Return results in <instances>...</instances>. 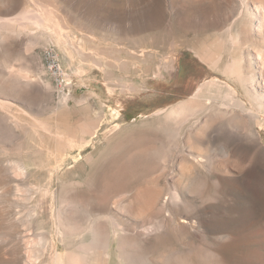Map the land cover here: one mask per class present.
<instances>
[{"label": "rangeland", "instance_id": "1", "mask_svg": "<svg viewBox=\"0 0 264 264\" xmlns=\"http://www.w3.org/2000/svg\"><path fill=\"white\" fill-rule=\"evenodd\" d=\"M26 9L54 23L63 48L20 19ZM254 9L253 0H0V264H36L39 235L55 234L50 218L39 229L35 186L45 183L18 168L37 148L66 159L44 207L75 199L61 209L79 207L74 215L105 239L117 229L132 264H264V122L237 106L251 101L226 70L241 56L259 73ZM231 88L228 104L212 95Z\"/></svg>", "mask_w": 264, "mask_h": 264}, {"label": "bare ground", "instance_id": "2", "mask_svg": "<svg viewBox=\"0 0 264 264\" xmlns=\"http://www.w3.org/2000/svg\"><path fill=\"white\" fill-rule=\"evenodd\" d=\"M253 2H254V8H255L254 9V13L255 14L257 13L260 16V18H258V19L260 20L259 21L260 22V26L263 29L264 28V0H253ZM247 9L250 10L251 8L248 7ZM10 12H11V10H10ZM11 14H12V12H11ZM19 17H20V19H22V21H27V22L31 23V25H34L35 28L38 30V32L40 34L47 33L51 37H55V39L57 38L58 44L61 46V48H63L62 42L60 41V39L58 37H66V36H63V34L61 32H59L58 29H56L53 26L54 23L51 22L53 25L47 23L45 21V16H43V15H41L39 13H35L32 10L26 9V10H24L21 13V15H19ZM19 21H21V20H19ZM47 37H49V36H47ZM230 39L235 45H237L238 37H230ZM71 56H73V55H71ZM256 56H257L256 58L258 59L259 65H261L259 67V73L250 72L248 74L246 72V70H245V66L243 64V59H242L241 56L238 57V58H235L233 63L230 64L226 68V70H227L228 75L233 76L235 79H237L240 82L241 86L247 92V94L249 96V99L251 101V105H249L248 103L240 101V100L237 99V101H236L237 102V106H239L246 113V115L248 117H250L253 121L260 120V121L264 122V51H262L261 49L258 50L256 52ZM84 57H86V56H84ZM99 60L100 59H98V61H96V62H99L97 64H100L101 61H99ZM71 61H72V59H71ZM256 71H258V69ZM257 74L260 76L259 78H257L258 77ZM256 81H257V83H256ZM254 83L258 84L260 89L254 88V86H255ZM212 85H217V83H213ZM60 95H61L62 99H65V98L69 97V95L64 94V93H61ZM212 95H218V97L222 96L224 104H228L226 102H231V101L234 100L235 91L232 88L227 90V91H225V92L218 91L216 93L215 91H213ZM205 99H207V98H205ZM213 100H215V99H213ZM216 100H218V98ZM221 104H222V102H221ZM168 108H166V109H168ZM168 111H169V114H174V113L179 112L180 108L178 109L176 106L175 107H171L170 106V108H169V110H167V112ZM214 115H216V114H214ZM223 117H225V116H223ZM244 117H245V115H244ZM6 119H8V118L6 117ZM180 119H182V118H180ZM246 120H247V118H246ZM6 124L7 123H5V125ZM7 127H8V125H7ZM8 129H11V128H8ZM61 135L64 138H66L64 136V134H61ZM57 137H59V136L57 135ZM32 138L33 139H35V138L37 139V138H39V135H34ZM61 140L63 141V139H61ZM85 140H86V138H85ZM67 142L69 143L68 146L72 147V146L75 145L73 140L67 141ZM36 144H37V142H32L33 146H36ZM60 145H62V144H60ZM65 147L66 146H65V143H64L63 146H62V148L64 150H62V152L65 151ZM10 152H11V155H12L13 152L12 151H10ZM64 154H60V153H57V152L55 153L53 150L37 148L35 153H34V155L32 157H30L27 161H25V164H23V162H22V164L18 165V168L22 171L23 175H24L25 172H26V174H27V172H31V174H33L34 177L38 179V181L40 180V182H44L45 183V185H41V184H39V182H36V186H35V187H37L38 192L40 194V196L38 197L40 206L43 208V210L45 212V216H43V218L41 219V224L39 226V229H41V230L45 229L43 224H46L48 222L49 218L53 222V224L56 223L55 234H53L52 236L49 237V236H47L45 231H42L41 234L39 235L40 236L39 237V242H37V243L40 246V248L42 249V252L41 253L39 252V253L36 254V260H37L36 264H112L113 263V254L116 255L118 264H130V263L132 264L133 260L130 258L129 254L128 255H123L122 254L123 252H121V253L119 252V251H122V250H120V248L116 247L115 238H116V234L118 233L117 229H111V230L109 229L110 230L108 232L109 234H108L107 238L105 239V237H104L105 234L103 233L102 229H100L99 226L97 224H95L96 222H94V224L90 223V220H91L90 219L87 223L84 224L83 223L84 220H82L83 222H81L80 218L78 219V217H81V216L77 217L76 215H74V212H77L79 210L78 205H77V207H78L77 211H74L73 209L72 210L61 209V208L65 207L66 204H69L70 206L72 204L74 205L76 203V201H75V203L73 202L75 199L72 201L73 202L72 203L71 200L69 199V196H68V199L70 201L67 199L66 195L63 196L64 198H66L64 200H66L67 202H65V205L63 203H61V208L59 207L58 211L55 208L56 205H55V207H53V208L51 207L49 209L44 207L47 203H49V201H48L49 198L48 197H50V195L52 194V190H51L50 186H51L52 182L55 181L56 174L59 175V176H57V179L61 180V179L65 178L64 180H66L65 171L62 170V164H63L62 162L66 161ZM73 154L74 153L69 152V154H67L66 157H68V155L71 156ZM12 156H11V159L13 158ZM204 160H205V158H203V161ZM13 162H14V160H13ZM11 163H12V161H11ZM14 166H17V164L14 163ZM11 168H13V171H15V169H16V167H13V166ZM8 171H9V169H8ZM17 171H18V169L16 170V172ZM18 174H19V171H18ZM22 174L20 172V175H22ZM23 175H22V177H23ZM22 177H21V179H22ZM26 177L27 176H25V179H26ZM78 182H80V181H78ZM78 182H75V183H78ZM26 183L27 182H25L24 184L26 185ZM25 185H24V187H25ZM29 186L32 187L31 185H27V187H29ZM31 189H33V188H30V191H31ZM27 191H29L28 188H27ZM33 192H35V190ZM60 194L62 196V192ZM0 195H2V194H0ZM31 195H34V193L31 194ZM27 197L29 198L28 195H27ZM54 197L52 199H54ZM64 200H61V202H64ZM68 202H70L72 204H70ZM32 205L35 206L34 204H32ZM62 205H64V206L62 207ZM81 206L82 205H80V207ZM35 207L33 208V211L35 210ZM64 210H66V211H64ZM82 210H83V208H82ZM36 211L37 210H35V214H36ZM84 211H86V210H84ZM31 212H32V210H31ZM77 214H78V212H77ZM33 215L34 214H32L31 216H33ZM87 216H89V215H87ZM184 221L186 222V220H184ZM50 227H52V226H50ZM37 234H38V232H37ZM163 241L166 243V242L170 241V239H169L168 236H165ZM121 246H123V245H121Z\"/></svg>", "mask_w": 264, "mask_h": 264}, {"label": "built area", "instance_id": "3", "mask_svg": "<svg viewBox=\"0 0 264 264\" xmlns=\"http://www.w3.org/2000/svg\"><path fill=\"white\" fill-rule=\"evenodd\" d=\"M47 56L49 59V67L50 69L55 73V75L60 76L62 71L60 65L58 64V61L56 57L54 56V53L52 51L47 52Z\"/></svg>", "mask_w": 264, "mask_h": 264}]
</instances>
